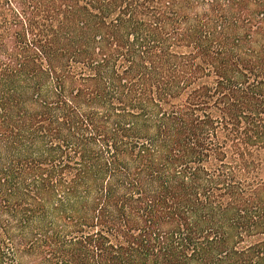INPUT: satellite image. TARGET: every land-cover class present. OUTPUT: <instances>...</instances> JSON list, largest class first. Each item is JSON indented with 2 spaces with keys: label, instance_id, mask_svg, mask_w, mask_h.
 Listing matches in <instances>:
<instances>
[{
  "label": "trees",
  "instance_id": "obj_1",
  "mask_svg": "<svg viewBox=\"0 0 264 264\" xmlns=\"http://www.w3.org/2000/svg\"><path fill=\"white\" fill-rule=\"evenodd\" d=\"M0 264H264V0H0Z\"/></svg>",
  "mask_w": 264,
  "mask_h": 264
}]
</instances>
